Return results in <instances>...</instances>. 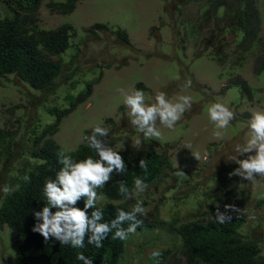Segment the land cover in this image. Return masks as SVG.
<instances>
[{"label":"trees","instance_id":"1","mask_svg":"<svg viewBox=\"0 0 264 264\" xmlns=\"http://www.w3.org/2000/svg\"><path fill=\"white\" fill-rule=\"evenodd\" d=\"M0 1L9 10V14L0 15V86H13L24 96L22 104L4 110L13 115L15 122L12 126L6 122L0 124V225H8L22 239L14 264H83V261L76 258L80 253L91 258L93 264H134L140 260L147 247L159 249L162 256L156 260L150 255L145 262L140 260L143 264H264V235L257 233L262 228L264 216L250 221L255 223L254 228L248 227L247 199L244 201L245 205H242L238 204L234 194L231 196L228 183L234 175H221L225 171L219 173L220 181L224 183L217 195L201 202L195 199L192 204L197 206L186 215H181L180 211L184 210L187 198L198 192L199 186L195 187L193 175L184 170L177 171L176 173L184 174L173 178L171 188L191 186L185 201L178 207L179 213L167 206L170 218L157 217L152 222L138 213L137 219L142 224L137 226L135 232L129 233L125 240L113 239V230L102 241V247H95L88 243V236L91 235L89 231L85 234V247L72 248L70 245L60 244L55 238L45 241L42 235L33 232V226L38 222L42 223V220L37 221L33 213L42 211L47 204V198L43 195L44 182L48 178L55 180V171L63 167L58 163V154L69 155L77 161L88 156L98 159L86 142L76 150L65 153L54 139L62 119L91 96L92 86L89 84L87 91L82 92L70 108L62 110L54 106L48 109V113L57 114V118L42 129L37 108L43 100L58 95L60 88L67 91L76 87L78 81L74 78L81 68L75 61L82 53V45L75 47L71 43L75 33L70 25H61L55 29L42 28L41 0ZM78 1L80 0H51L49 9L51 13L68 14L74 11ZM171 2V16L179 20L177 27L175 26V40L183 42L181 31L186 28L188 31L183 36L194 41L196 54L199 57L207 55L221 65L226 63L228 52L232 49L231 44L235 43L234 53L239 63L246 59L250 51L255 50L259 52L258 57L254 56L256 71L260 73L264 70V38L261 36L259 0ZM87 31L96 36L98 32L109 31V28L96 24ZM116 34L122 43L131 45L126 32L117 30ZM71 48L76 50L73 54L70 53L72 63H69L62 55ZM73 63H76L75 69L72 68ZM142 89L147 90L143 84H139L137 90ZM120 113L128 120L127 108L122 107ZM127 120L116 123L112 118L107 119L100 127L108 129V135L98 138L105 140L112 148L122 133H127ZM131 127L134 133H138V128ZM91 133L92 130L86 135ZM150 147L148 152L141 151L139 154L128 150L123 152L121 156L126 164L125 172L113 173L112 179L103 188L96 189L98 196L102 198L97 200L95 206L103 210V217L97 223H110L116 219L118 210L131 212L134 208L135 204L130 198L125 199L119 194V181L125 182L132 190L136 178H140L150 188L155 182L157 184L167 178L173 164L164 152L154 149L153 145ZM141 159L146 161V168L139 167ZM232 166L233 164L226 170ZM26 176L29 177L28 180L24 179ZM181 178L185 182H179ZM5 185L11 189L7 195L2 191ZM219 192L231 197L226 201L220 200L222 196H219ZM86 199L87 197L81 196L70 207L83 210ZM251 202L256 208L264 210V200L254 198ZM226 205H234L239 211L230 212L225 208ZM217 209L225 216H230L231 220L218 223L211 219ZM56 210L58 209H50L53 213ZM93 210L95 208L87 210L89 218ZM130 223L132 222L125 220L120 227L127 229ZM151 231L155 233L151 234ZM159 231L162 233L158 235ZM140 232L143 235L139 237ZM171 234L174 239L168 241ZM134 242L136 245L133 251L136 252L132 253Z\"/></svg>","mask_w":264,"mask_h":264},{"label":"rangeland","instance_id":"2","mask_svg":"<svg viewBox=\"0 0 264 264\" xmlns=\"http://www.w3.org/2000/svg\"><path fill=\"white\" fill-rule=\"evenodd\" d=\"M41 1L42 28L55 29L70 25L75 33L71 43L75 47L82 45V53L75 61L81 68L74 78L78 81L76 87L67 91L60 88L58 95L43 100L37 108L42 129L57 118V114L50 115L48 109L54 106L62 110L70 108L81 93L87 91L89 84L92 86L91 96L62 119L59 131L54 136L65 153L76 150L84 142L83 137L96 126H103L107 119L112 118L116 123L127 120L120 113L122 107L127 108L123 103L124 93L137 90L139 84L147 89L141 90L147 104L155 103V96L159 92L166 93L173 103L178 102L181 96H189L191 107L186 109L172 129L157 120V128L161 133L159 137L146 139L140 131L134 133L127 108V133H122L112 149L120 155L127 150L139 154L141 151L148 152L153 145L154 149L164 152L173 164L163 182H155L152 188L148 186L144 193H134L130 198L135 205L138 200L142 201L143 216L150 222L157 217L169 219L167 206L178 212V207L185 201L191 186L171 188L179 170L193 175L195 187L199 186L198 192L185 201L181 215H186L197 206L192 204L195 199L201 202L217 195L224 183L220 181V176L229 175L240 168V164L231 158L237 155L235 146L246 144L249 138V120L253 113L264 112V70L257 73L254 59V56H259V52L250 51L246 59L239 63L234 53L236 44L232 43L224 65L207 55L199 57L194 41L183 36L188 31L186 28L181 31L183 42L175 40V26L179 20L171 16V0H80L74 11L68 14L51 13V0ZM258 6L261 10V36L264 38V0H259ZM6 14H9V10L0 1V15ZM96 24L108 26L109 31L98 32L96 36L89 34L87 30ZM117 30L128 34L131 45L120 41ZM75 50L71 48L62 58L72 63L69 55ZM76 63H73V69ZM22 102L24 96L15 87L0 86V124L6 122L12 126L15 122L13 115L4 110ZM212 103L224 104L234 113V119L228 127L219 130L222 132L220 138L215 136L218 130L208 115ZM137 140L140 141L139 145ZM244 154L238 159L254 156L255 149ZM231 164L233 166L226 170ZM221 172L224 173L220 175ZM182 181L185 182L181 178L179 182ZM229 182L228 190L231 196L235 195L238 204L245 205L247 199L248 227L254 228L255 223L250 221L262 218L264 210L256 208L251 201L254 198L264 200V176L257 175L255 181H248L241 175H234ZM219 196H222L220 200L225 201L231 197L221 192ZM178 198L181 200L178 201ZM142 233L138 236H142ZM150 233L154 234L155 231ZM257 233L264 235V223ZM17 235L8 225H0V264H14L22 242ZM173 239L171 234L168 241ZM135 245L134 242L132 253L136 252L133 251ZM262 248L264 255V244ZM152 251V248L147 247L139 259L145 262ZM140 260L134 264H143Z\"/></svg>","mask_w":264,"mask_h":264},{"label":"clouds","instance_id":"3","mask_svg":"<svg viewBox=\"0 0 264 264\" xmlns=\"http://www.w3.org/2000/svg\"><path fill=\"white\" fill-rule=\"evenodd\" d=\"M191 82L189 81V86ZM123 103L129 109L128 116L130 123L139 129L143 136L147 138L159 137L161 135L157 128V120L169 129H172L176 122L180 120L181 115L187 108L191 107V97L181 96L178 102L173 103L166 93L159 92L155 96V103L147 104L145 96L141 90H132L130 93H124ZM210 120L215 124L218 130L215 132L217 138L222 137L219 130L226 129L229 123L234 119V113L224 104L212 103L208 108ZM249 138L246 144L236 145V156L232 161L239 163L240 168L229 173L232 175H241L248 181H255L256 176H264V112H255L248 122ZM108 129L96 126L90 135L83 137V141L93 149L98 159L88 156L81 160H74L69 155L58 154V163L63 165L55 171V180L48 178L44 182L43 195L47 198V204L42 211L33 213L37 221L32 231L43 236L45 241L55 238L60 244L71 246L72 248L85 247L84 240L86 232H91L88 236V243L95 247H102V241L108 237L110 232L114 231L113 239L125 240L129 233L135 232L137 226L142 221L137 219V214H144L142 201H137L131 212L118 210L116 219L110 223H97L103 217V210L96 208V202L102 197L98 196L96 189L103 188L111 179L112 174H122L126 170V164L119 152L114 151L107 145L105 140L99 137H107ZM140 141L137 140V145ZM255 149V155L247 159H238L244 153ZM245 158V154H244ZM75 161V162H73ZM140 168H146V161H139ZM257 174V175H254ZM183 172H178L182 176ZM28 180L29 177H24ZM119 194L125 199L132 197L133 192L137 195L142 194L148 188V185L140 178L134 180V189L130 190L126 183L119 181ZM4 194H9L11 189L5 185L2 188ZM87 197L84 209L70 207L75 205L81 197ZM51 208H56L54 213ZM95 208L91 212V218L87 215V210ZM226 209L239 211L234 205H226ZM218 223H226L231 220L230 216H225L217 209L215 216H211ZM131 221L127 229L120 227L121 222ZM153 259L159 260L162 252L159 249L151 253ZM83 261V264H93V260L82 253L76 257Z\"/></svg>","mask_w":264,"mask_h":264}]
</instances>
